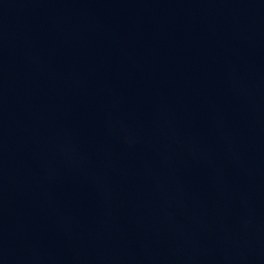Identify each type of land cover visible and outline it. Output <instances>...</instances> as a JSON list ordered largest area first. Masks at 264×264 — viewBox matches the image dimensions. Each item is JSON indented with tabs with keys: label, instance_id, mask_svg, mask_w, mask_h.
<instances>
[{
	"label": "water",
	"instance_id": "1",
	"mask_svg": "<svg viewBox=\"0 0 264 264\" xmlns=\"http://www.w3.org/2000/svg\"><path fill=\"white\" fill-rule=\"evenodd\" d=\"M0 264H264V0H0Z\"/></svg>",
	"mask_w": 264,
	"mask_h": 264
}]
</instances>
